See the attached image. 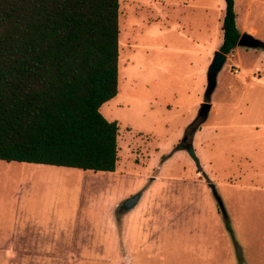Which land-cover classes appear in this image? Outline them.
I'll list each match as a JSON object with an SVG mask.
<instances>
[{
    "label": "rangeland",
    "instance_id": "obj_1",
    "mask_svg": "<svg viewBox=\"0 0 264 264\" xmlns=\"http://www.w3.org/2000/svg\"><path fill=\"white\" fill-rule=\"evenodd\" d=\"M224 9L119 0L115 171L0 161V264H264V50L236 46L206 98ZM234 11L264 42V0Z\"/></svg>",
    "mask_w": 264,
    "mask_h": 264
},
{
    "label": "trees",
    "instance_id": "obj_2",
    "mask_svg": "<svg viewBox=\"0 0 264 264\" xmlns=\"http://www.w3.org/2000/svg\"><path fill=\"white\" fill-rule=\"evenodd\" d=\"M224 4L227 55L240 34ZM119 34V0H0V161L115 171L118 126L100 107L118 93Z\"/></svg>",
    "mask_w": 264,
    "mask_h": 264
},
{
    "label": "water",
    "instance_id": "obj_3",
    "mask_svg": "<svg viewBox=\"0 0 264 264\" xmlns=\"http://www.w3.org/2000/svg\"><path fill=\"white\" fill-rule=\"evenodd\" d=\"M236 46H243V47H248V48H257L258 45L255 43V39H253L250 35L243 34L240 35L237 45ZM227 59V55L220 52L216 51L213 57V60L208 68L207 72V90H210V94L213 92L215 86H216V77L218 75V72L221 70L222 66L224 65L225 61ZM206 90V92H207ZM206 94V93H205ZM210 110V105L205 103L202 105L201 112L204 113L206 116L208 115V112ZM138 200V196L132 197L125 201L122 204V208L125 211H128L131 209L135 203ZM217 203L219 209L223 211V206L219 198H217Z\"/></svg>",
    "mask_w": 264,
    "mask_h": 264
},
{
    "label": "crops",
    "instance_id": "obj_4",
    "mask_svg": "<svg viewBox=\"0 0 264 264\" xmlns=\"http://www.w3.org/2000/svg\"><path fill=\"white\" fill-rule=\"evenodd\" d=\"M235 23H236V20H235ZM252 33V32H251ZM215 89V88H214ZM214 91V90H213ZM213 93V92H212ZM211 108V107H210ZM81 215V212L79 211L78 212V217L77 218H79V216ZM73 225H74V221H73ZM53 259L52 260H54V261H56V260H59V258H57L56 256H53L52 257ZM71 261H74V260H81V261H86V260H91L90 259V257H88V256H81V257H74V255H71V256H69L68 257Z\"/></svg>",
    "mask_w": 264,
    "mask_h": 264
}]
</instances>
